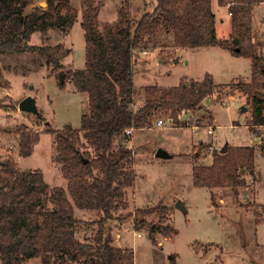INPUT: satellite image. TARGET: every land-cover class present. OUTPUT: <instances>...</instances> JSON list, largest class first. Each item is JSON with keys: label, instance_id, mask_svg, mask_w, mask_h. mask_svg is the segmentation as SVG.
I'll return each mask as SVG.
<instances>
[{"label": "rangeland", "instance_id": "1", "mask_svg": "<svg viewBox=\"0 0 264 264\" xmlns=\"http://www.w3.org/2000/svg\"><path fill=\"white\" fill-rule=\"evenodd\" d=\"M97 1L101 7L97 20L100 29L106 21L118 18L123 5H128L135 19L156 5V0ZM212 4L217 38L230 41L233 10L218 0ZM38 6L50 19L76 13L77 20L71 30L55 27L35 33L30 42L38 48L34 51L0 54V161L11 158L21 170L43 171V209L51 207L49 195L54 187L67 190L68 186L60 165L52 161L54 137L48 131L79 127L82 116L89 111V96L78 91L68 75L70 70L86 66L85 30L81 25L85 0H31L26 13ZM252 20L250 45L264 63V2L254 6ZM160 37L157 49L135 51L136 107L143 103L147 85L171 88L202 82L210 73L217 88L204 100V109L181 111L173 122L158 126L159 118H171L161 112L153 118L152 126L137 128L125 142L134 150L136 177L126 190V207L118 209L119 216L110 221L113 244L132 248L135 264H264V125L254 124L253 105L247 94L233 87L245 80L254 82L256 89L264 93V73L254 68L252 57L234 54L229 48H182L176 46L171 35ZM56 45L60 48L55 50ZM47 46L51 50L40 49ZM235 47L233 44L232 49ZM66 51L70 52L65 55ZM63 72L64 85L60 77ZM27 96L36 100L39 113H43L41 119L19 110V102ZM24 125L31 133L39 132L40 140L31 155L22 157L19 137ZM245 145L255 147V170L254 174L248 170L238 172L245 180L238 191L230 185L211 190L195 183V165H211L214 151L222 153L224 147L227 152L228 148L231 151ZM160 148L170 153L169 158L156 156ZM179 199L186 211L176 207ZM138 208L155 211L134 216ZM75 212L82 220L80 235L98 230L97 211L77 208ZM152 225L170 226L175 232L169 236L164 231L154 233L152 240ZM23 264L42 261L34 257Z\"/></svg>", "mask_w": 264, "mask_h": 264}, {"label": "trees", "instance_id": "2", "mask_svg": "<svg viewBox=\"0 0 264 264\" xmlns=\"http://www.w3.org/2000/svg\"><path fill=\"white\" fill-rule=\"evenodd\" d=\"M218 1L233 10L230 41L217 38L212 0H156L155 8L144 11L138 19L132 17L128 5H123L118 18L106 21L103 29L97 23L101 10L98 1L85 0L81 25L85 30L86 66L70 70L68 75L78 91L88 94L89 111L82 116L79 127L48 131L54 137L52 161L60 165L68 180L67 190L54 187L49 195L51 207L41 209L46 182L43 171L21 170L11 158L1 162V264H23L34 257L40 258L42 264H135L132 248L113 244L110 226V221L119 216L117 210L126 207V190L136 177L134 150L124 142L126 130L152 126L153 118L161 112L176 119L183 110H202L204 100L217 88L210 73L202 82L171 88L147 85L144 101L136 107L135 51L157 49L160 36L166 34L173 37L177 47L219 45L234 54H245L252 57L254 68L264 73V63L260 55L254 54L249 35L254 6L264 0ZM30 3L31 0H0V54L34 51L38 48L30 42L35 33L55 27L71 30L77 20L76 13L50 19L41 6L26 13ZM233 44L240 48L239 53L232 49ZM59 48L56 45L55 50ZM254 84L241 80L233 87L247 94L253 105L254 124L264 125V93ZM42 116L41 112L39 119ZM39 140L40 134L29 132L24 125L19 137L20 156L31 155ZM213 154L211 165H195L196 184L211 190L230 185L238 191L245 183L238 172L248 170L254 174L256 156L252 145ZM77 208L100 214L95 233L79 234L82 220L76 216ZM153 211L154 208H138L134 216ZM161 228L151 226L152 240L154 233L164 231L169 236L175 232L170 226Z\"/></svg>", "mask_w": 264, "mask_h": 264}, {"label": "water", "instance_id": "3", "mask_svg": "<svg viewBox=\"0 0 264 264\" xmlns=\"http://www.w3.org/2000/svg\"><path fill=\"white\" fill-rule=\"evenodd\" d=\"M235 52L239 53L240 52V48H235ZM61 77V82L63 83L65 81V73H61L60 74ZM18 108L21 112L23 111H27V112H32L34 114H36L37 116H39V111L36 107V100L32 97V96H27L24 97L23 100H21L19 102ZM247 107L244 105L243 110H245ZM226 147H224L221 151L222 153L225 152ZM156 156L161 158V157H165V158H169L170 153L164 149V148H160L157 152H156ZM86 161V160H85ZM1 164V161H0ZM176 207L179 209H183L184 211H186L185 207H184V203L182 202V200L179 199V201L176 204Z\"/></svg>", "mask_w": 264, "mask_h": 264}, {"label": "built area", "instance_id": "4", "mask_svg": "<svg viewBox=\"0 0 264 264\" xmlns=\"http://www.w3.org/2000/svg\"><path fill=\"white\" fill-rule=\"evenodd\" d=\"M183 113H189L191 112V110H183L182 111ZM169 122H173V118H168V119H163V118H159L157 121H156V125L160 126L162 124H167ZM135 128L134 127H130L126 130V139L124 140V142H126L127 140H129L130 138H132L134 132H135ZM212 132V129L209 130V133ZM39 133V132H38Z\"/></svg>", "mask_w": 264, "mask_h": 264}, {"label": "crops", "instance_id": "5", "mask_svg": "<svg viewBox=\"0 0 264 264\" xmlns=\"http://www.w3.org/2000/svg\"><path fill=\"white\" fill-rule=\"evenodd\" d=\"M213 1V0H212ZM135 133V132H134ZM134 135V134H133Z\"/></svg>", "mask_w": 264, "mask_h": 264}]
</instances>
